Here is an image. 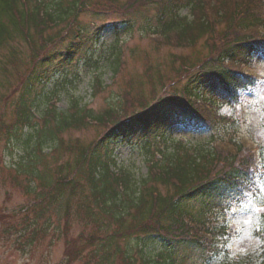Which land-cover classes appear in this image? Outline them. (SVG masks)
<instances>
[{"label":"trees","instance_id":"1","mask_svg":"<svg viewBox=\"0 0 264 264\" xmlns=\"http://www.w3.org/2000/svg\"><path fill=\"white\" fill-rule=\"evenodd\" d=\"M89 2L0 0V49L9 47L8 54H13L12 42L21 41L29 52V64L18 85L14 127L6 131L7 138L17 139L21 128L31 125L33 103L44 85L62 73L60 70L92 42L91 31L79 22V17L101 5L94 3L92 7ZM117 2L109 0L112 10L124 15L135 10V17L142 8L153 7L152 18H144L142 23L145 32L178 45H195L200 41L205 57L181 86L163 88L150 102L130 112L113 105L96 115L91 110L82 115L76 101L72 102L71 112H59L52 105L46 112L44 126L48 128L53 120L54 128L49 127L42 135L37 132L36 150L41 151L50 141L54 143L57 133L71 126H86L85 119L102 126V131L86 147L79 148L74 164L60 165L56 179L31 171L32 177L46 189L37 196L52 203L69 191L72 193L78 186L75 173L79 169L95 210L119 227L120 232L110 237H136L140 249L146 251L152 246L156 252L155 257L139 259L124 252L125 264L207 261L219 251L218 241L225 233V226L216 223L219 203L249 189L256 156L237 140H219L208 147L192 148L180 141L172 144L168 136L176 123L206 130L226 120L218 113L219 101H236L238 87L252 81L245 71L251 60L264 56V0ZM122 21L130 28L135 22L132 15ZM115 61L113 69L118 66ZM52 95L46 96L48 102L55 96ZM133 135L138 136L143 147L152 150L146 163L147 174L137 185L130 183L128 172L122 170L119 174L112 169L119 143ZM29 140L30 137L26 142ZM159 144L163 146L158 148ZM153 149L156 159L151 158ZM258 236L262 242L260 254L237 256L227 264H264V220Z\"/></svg>","mask_w":264,"mask_h":264},{"label":"rangeland","instance_id":"2","mask_svg":"<svg viewBox=\"0 0 264 264\" xmlns=\"http://www.w3.org/2000/svg\"><path fill=\"white\" fill-rule=\"evenodd\" d=\"M89 3L92 7L94 3L101 5L79 17V22L91 31L92 42L60 70L64 73H57L44 85L33 103L35 116L31 125L22 127L20 137L12 140L5 133L14 127L18 85L29 64V52L21 41L12 42L13 54H8L9 47L0 49V68L4 67L0 69V264H125L124 252L136 259L155 257L153 247L140 249L136 237H110L120 232L119 227L95 210L79 169L75 173L78 186L72 193L69 191L52 203L37 196L46 189L30 172L56 179L60 165L74 164L79 148L94 140L102 126L85 119L86 126H71L57 133L56 141L45 144L41 151L35 149L37 132L42 135L49 127L54 128L53 120L48 128L44 126L46 112L52 105L59 112H71L72 102L76 101L82 115L88 110L96 115L113 105L124 112L133 111L150 102L163 88L181 86L206 52L200 41L195 45H178L145 32L142 23L144 18H152L151 6L142 8L135 17V10L127 15L112 10L109 0ZM183 14L187 15V11ZM128 15L135 20L131 28L122 21ZM115 60L118 66L113 69ZM245 71L255 80L238 87L236 103L219 101L217 110L225 121L206 130L176 123L169 132L172 144L180 141L192 148L208 147L231 139L242 141L257 153V168L249 191L223 198L215 212L216 223L225 226V234L218 241L219 251L207 261L186 264H227L237 256L258 255L262 251L258 232L264 220V57H254ZM48 95L53 96V103L51 98L47 101ZM29 137L31 140L26 142ZM151 151L133 135L119 143L112 169L119 174L122 170L128 172L130 183L137 185L147 174ZM155 155L154 150L151 158L156 159ZM231 197H236L237 202L225 211Z\"/></svg>","mask_w":264,"mask_h":264},{"label":"snow or ice","instance_id":"3","mask_svg":"<svg viewBox=\"0 0 264 264\" xmlns=\"http://www.w3.org/2000/svg\"><path fill=\"white\" fill-rule=\"evenodd\" d=\"M236 202H237L236 197L229 198L228 204L224 206V210L227 211L228 206H230L232 204H235ZM232 211L235 212L236 211V208L235 207H232ZM257 211H259V210H257Z\"/></svg>","mask_w":264,"mask_h":264}]
</instances>
